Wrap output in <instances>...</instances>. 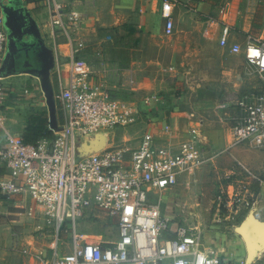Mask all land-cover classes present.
Listing matches in <instances>:
<instances>
[{
	"label": "built area",
	"instance_id": "obj_1",
	"mask_svg": "<svg viewBox=\"0 0 264 264\" xmlns=\"http://www.w3.org/2000/svg\"><path fill=\"white\" fill-rule=\"evenodd\" d=\"M41 1L50 12L47 37L61 86L56 93L63 113L60 127L36 143L26 142L11 129L7 84L0 78V198L28 217L42 218L35 232L48 241L41 250L24 251L38 264H264L256 255L236 261L221 257L199 229L162 212L167 192L182 174L204 162L203 119L177 145L159 136L154 117L146 122L137 146L110 145L115 131L139 118L144 121V109L116 97L83 62L86 45L78 30L95 17L98 0ZM179 2H160L168 34ZM229 11L230 1L224 0L220 42L244 57L250 86L221 107L232 109L233 140L264 152V40L249 34L244 43H230L234 24ZM7 38L0 11V65ZM164 100L153 93L143 102L152 108ZM163 130L168 133L171 125L165 123Z\"/></svg>",
	"mask_w": 264,
	"mask_h": 264
},
{
	"label": "rangeland",
	"instance_id": "obj_2",
	"mask_svg": "<svg viewBox=\"0 0 264 264\" xmlns=\"http://www.w3.org/2000/svg\"><path fill=\"white\" fill-rule=\"evenodd\" d=\"M100 1L105 14L98 24L99 35L111 53L109 59L130 69L154 58L158 68L184 74L172 95L177 112H187L188 123L174 126L188 131L199 119L206 122L204 162L193 172L185 171L167 192L163 214L199 229L208 246L221 257L231 261L249 255L264 258V152L235 142L229 121L232 109L224 107L219 112L220 105L237 99L249 85L243 58L207 41L178 42L175 36L163 35L155 25L160 17L151 6L154 0ZM239 11L248 21L254 20L249 31H240L264 40V0H240ZM145 17L155 25L148 33ZM168 49H172L170 55ZM39 75L44 72L40 70ZM142 100L129 104H141ZM142 116L144 121L139 118L115 131L110 145L137 146L152 117L144 112ZM174 137L181 139L177 134Z\"/></svg>",
	"mask_w": 264,
	"mask_h": 264
},
{
	"label": "crops",
	"instance_id": "obj_3",
	"mask_svg": "<svg viewBox=\"0 0 264 264\" xmlns=\"http://www.w3.org/2000/svg\"><path fill=\"white\" fill-rule=\"evenodd\" d=\"M223 1L180 0L174 6V27L170 34L166 33V21L160 15L161 0H154L151 6L160 17L155 25L159 26V31L161 28L163 35L175 36L178 42L207 41L211 46L220 45L231 52L230 45H222L220 42L223 22L219 7ZM229 1L228 20L234 24L230 43L232 41L244 43L247 35H244L240 29L249 31L247 28L252 26L254 20L248 21L244 16L245 13L242 14L239 11L240 0ZM0 11L4 16V25L8 33L5 55L0 65V78L7 84L8 95L5 109L10 116L12 130L24 136L29 117L43 111L47 113L48 127L53 131L62 124L63 113L60 102L56 98V93L61 86L53 72L52 51L47 37L50 12L41 0H0ZM186 12L190 18H187ZM94 14L95 17L88 18L78 30V36L86 45L83 51L85 66L92 72L93 78L104 82L116 97L128 104L135 100H142L149 94H164V102L152 108L144 104V99L139 105L147 116L158 119L156 131L159 136L177 145L180 140L174 137V134H177L180 139L189 131V129L182 131L185 127L178 130V127L174 126L188 123L187 112L185 110L177 112L176 98L173 99L172 95V91L178 88L175 84L177 82L181 84L180 80H184V74L158 68L154 58L148 59L146 64L133 66L130 69L117 61L110 60L111 53L108 49L105 50L104 40L99 35L98 24L102 19L104 20L105 14L100 0ZM153 22L150 17H145L146 33L153 31L155 26ZM197 22L200 23L197 24ZM92 30L94 33L91 32ZM90 32L93 36L89 35ZM171 53L172 49H168L167 55ZM236 55L244 60L241 54ZM40 70L44 72L43 76L39 75ZM130 78H133V83H130ZM66 81L67 73L64 72L63 82ZM249 86L250 81L247 88ZM26 89L29 93L25 92ZM171 109H173L172 113ZM222 110L220 105L219 112ZM199 121L200 119L194 125L195 127ZM203 121L204 133L206 122L205 119ZM165 123L171 125L168 133L163 130ZM0 173H2L1 167ZM42 223V218L28 217L23 209L16 207V204L6 203L0 198V264H38L35 257L24 250H41L48 244V241L39 238L35 232L37 225Z\"/></svg>",
	"mask_w": 264,
	"mask_h": 264
},
{
	"label": "trees",
	"instance_id": "obj_4",
	"mask_svg": "<svg viewBox=\"0 0 264 264\" xmlns=\"http://www.w3.org/2000/svg\"><path fill=\"white\" fill-rule=\"evenodd\" d=\"M51 134L52 131L48 127L47 113L40 111L29 117L27 130L23 137L28 143H36L39 138Z\"/></svg>",
	"mask_w": 264,
	"mask_h": 264
},
{
	"label": "water",
	"instance_id": "obj_5",
	"mask_svg": "<svg viewBox=\"0 0 264 264\" xmlns=\"http://www.w3.org/2000/svg\"><path fill=\"white\" fill-rule=\"evenodd\" d=\"M104 144V137H101V141H100V146H102Z\"/></svg>",
	"mask_w": 264,
	"mask_h": 264
}]
</instances>
